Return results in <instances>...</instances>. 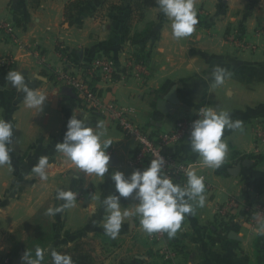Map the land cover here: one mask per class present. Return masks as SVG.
<instances>
[{
	"label": "crops",
	"instance_id": "obj_1",
	"mask_svg": "<svg viewBox=\"0 0 264 264\" xmlns=\"http://www.w3.org/2000/svg\"><path fill=\"white\" fill-rule=\"evenodd\" d=\"M0 0V52L15 59L11 69L25 72L29 86L48 93L43 111L27 109L23 95L0 73V119L13 125L11 165L0 166V264L12 250L17 227L56 200L58 188L78 193L76 205L52 217L57 244L71 245L80 236L95 246L100 264H264L258 221L240 212L220 223L217 206L230 197L247 204L264 205V154L253 146V129L264 120V35L257 34L264 15V0H195L198 24L187 38L174 39L170 21L155 0ZM236 38L243 45L233 44ZM100 56L112 57L119 70L132 57L146 62L143 82L131 76L126 82L98 86L105 101L133 110L139 126L151 132L171 130L176 122L201 107H220L243 122L242 130H225L228 152L219 169L201 165L189 138L167 150L192 164L205 177L206 202L187 215L173 238L152 241L139 217L125 220L116 239L104 232L102 201L115 193L110 173L126 175L134 169L135 142L103 115L89 111L73 88L56 84L51 70L80 69ZM220 65L231 73L225 85L213 88L211 72ZM176 94L178 102L169 104ZM78 117L95 127L104 121L113 139L109 173L103 179L86 176L57 153L69 118ZM41 156L51 168L46 181L32 173ZM122 208L134 209L132 197ZM170 249L174 255L166 258ZM23 254V253H22ZM22 257V256H21ZM21 257L9 264H22Z\"/></svg>",
	"mask_w": 264,
	"mask_h": 264
},
{
	"label": "clouds",
	"instance_id": "obj_2",
	"mask_svg": "<svg viewBox=\"0 0 264 264\" xmlns=\"http://www.w3.org/2000/svg\"><path fill=\"white\" fill-rule=\"evenodd\" d=\"M156 5L170 21L174 39L187 38L195 31L198 16L195 0H155ZM25 72L10 69L5 79L17 92L23 95V104L27 109L43 111L48 93L40 88L29 86ZM231 73L226 67L216 65L211 72L212 85L216 88L225 85ZM198 118L190 125L189 143L193 153L199 157L202 166L219 169L228 152L225 130L243 129V122L233 119L231 113L220 107H201ZM13 125L0 119V166L11 165L10 153L13 137ZM113 139L108 136L104 121H97L95 127L78 117L76 112L67 122L62 142L55 145L57 153L70 161L77 170L86 176L103 179L109 173L111 155L108 152ZM165 158L162 155L152 158L147 167L134 169L126 175L116 170L110 173L115 193L102 201L105 216L102 221L104 232L116 239L123 223L130 217H139L141 228L148 235L165 232L169 238L176 236L187 215H194L197 208H203L206 202L204 177L195 169L188 167L184 172L186 182L177 183L164 171ZM51 164L48 156H41L31 171L40 180L46 181ZM78 193L58 188L56 200L63 201L55 207H48L45 215L54 217L76 205ZM132 197L136 202L134 209L122 208L121 199ZM257 235H264V221H258ZM48 250L36 246L34 254L27 250L21 257L22 264H43ZM51 264H73L71 255L51 249Z\"/></svg>",
	"mask_w": 264,
	"mask_h": 264
},
{
	"label": "built area",
	"instance_id": "obj_3",
	"mask_svg": "<svg viewBox=\"0 0 264 264\" xmlns=\"http://www.w3.org/2000/svg\"><path fill=\"white\" fill-rule=\"evenodd\" d=\"M0 31L8 32L9 30L1 24ZM257 34L264 35V19L257 26ZM230 40L237 46L243 45L236 38L231 37ZM14 63L13 56L0 52V73L10 70ZM50 74L56 84H65L73 88L89 111L105 116L119 126L126 136L134 140L135 150L131 159L134 168L143 169L152 158L162 155L166 161L165 173L173 177L177 183L186 182L184 172L192 164L167 149L188 138L191 122L198 118L197 112L192 116L179 119L169 131L153 133L136 124L131 108H125L115 101H105L98 83H95L98 80L107 84L114 82L116 77H118L117 81L126 82L131 76L144 82L149 75V70L143 59L132 57L127 68L120 71L112 57L100 56L83 66L78 73L71 68H63L51 70ZM253 134L254 151L264 154V120L255 125ZM240 212H244L251 221H256L257 218L264 221V205L243 203L236 197H230L225 203L217 206L216 217L220 223L226 224ZM165 236V232H159L150 235V239L160 242L165 240ZM173 255L170 249L165 252L166 258H172Z\"/></svg>",
	"mask_w": 264,
	"mask_h": 264
},
{
	"label": "rangeland",
	"instance_id": "obj_4",
	"mask_svg": "<svg viewBox=\"0 0 264 264\" xmlns=\"http://www.w3.org/2000/svg\"><path fill=\"white\" fill-rule=\"evenodd\" d=\"M263 19L264 15L258 19L257 26ZM48 207H50V204L41 208L33 218L17 227L12 236V250L10 254H8L5 259H3L1 264H9L13 258L15 259L17 257L23 256V254L29 248L35 249L36 246H42L44 244L47 245L49 242L46 240V237L49 235L52 237L51 234L53 235L54 239L52 238L50 244L54 243L56 240L57 227L52 217L45 215V211ZM85 248L86 250L93 249L92 253L99 263V258L95 254V246L90 243L89 245L85 246Z\"/></svg>",
	"mask_w": 264,
	"mask_h": 264
},
{
	"label": "trees",
	"instance_id": "obj_5",
	"mask_svg": "<svg viewBox=\"0 0 264 264\" xmlns=\"http://www.w3.org/2000/svg\"><path fill=\"white\" fill-rule=\"evenodd\" d=\"M131 1L133 0H128V5L126 7H123L124 12L127 11L130 8ZM52 237L47 236L46 240L49 242L47 245L44 244L40 247L47 249L48 251L45 254V260L43 264H51V255L50 251L51 249H56L59 252L66 253L71 255L73 264H100L97 262L94 254L92 253L93 249L86 250L85 246L89 245L88 242L83 240L80 236H77L72 241L71 245L68 244H57V240L54 241V243L50 244V241L53 238V235L51 234ZM54 239V238H53ZM260 239L262 240L260 247L264 249V236H260ZM50 244V245H49ZM29 251H32L34 254V248H29ZM165 264H170L169 262H165Z\"/></svg>",
	"mask_w": 264,
	"mask_h": 264
},
{
	"label": "water",
	"instance_id": "obj_6",
	"mask_svg": "<svg viewBox=\"0 0 264 264\" xmlns=\"http://www.w3.org/2000/svg\"><path fill=\"white\" fill-rule=\"evenodd\" d=\"M169 104L174 105L178 102V98L175 93H173L171 96H169Z\"/></svg>",
	"mask_w": 264,
	"mask_h": 264
}]
</instances>
